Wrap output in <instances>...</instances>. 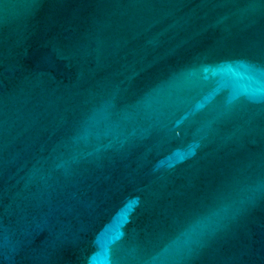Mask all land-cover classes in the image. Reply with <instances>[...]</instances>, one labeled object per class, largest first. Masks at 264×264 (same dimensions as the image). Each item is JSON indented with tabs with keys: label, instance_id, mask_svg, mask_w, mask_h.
Wrapping results in <instances>:
<instances>
[{
	"label": "water",
	"instance_id": "water-1",
	"mask_svg": "<svg viewBox=\"0 0 264 264\" xmlns=\"http://www.w3.org/2000/svg\"><path fill=\"white\" fill-rule=\"evenodd\" d=\"M0 264H264V0H0Z\"/></svg>",
	"mask_w": 264,
	"mask_h": 264
}]
</instances>
